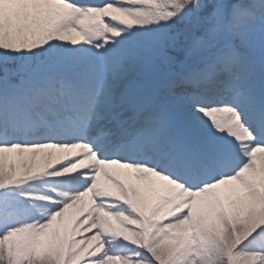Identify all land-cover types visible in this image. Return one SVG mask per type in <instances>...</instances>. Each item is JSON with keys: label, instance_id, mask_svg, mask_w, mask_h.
Segmentation results:
<instances>
[{"label": "snow or ice", "instance_id": "snow-or-ice-1", "mask_svg": "<svg viewBox=\"0 0 264 264\" xmlns=\"http://www.w3.org/2000/svg\"><path fill=\"white\" fill-rule=\"evenodd\" d=\"M0 264H264V0H0Z\"/></svg>", "mask_w": 264, "mask_h": 264}]
</instances>
